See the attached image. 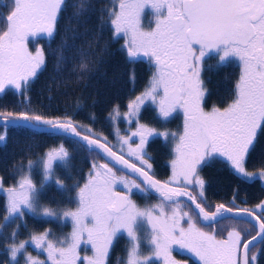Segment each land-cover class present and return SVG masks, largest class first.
Segmentation results:
<instances>
[{
    "label": "snow or ice",
    "instance_id": "obj_1",
    "mask_svg": "<svg viewBox=\"0 0 264 264\" xmlns=\"http://www.w3.org/2000/svg\"><path fill=\"white\" fill-rule=\"evenodd\" d=\"M65 2L11 0L7 5L8 14L3 17L4 27L0 30V93L11 87L31 104L28 92L46 69V58L42 48L34 54L29 51V38L52 39ZM146 10L154 16V24L147 29L142 23ZM107 14L113 37L125 40L129 60L145 58L154 66L148 87L127 106L128 122L136 118L138 127L131 136L117 133V151L107 137L97 135L92 128L81 131L70 115L0 112V124L5 129L46 127L51 133L70 135L104 161H94L83 184L78 183L73 189L74 210L42 207L39 200L41 191L55 175L54 164L70 166L71 156L63 144L41 158L39 188L30 175L31 161L28 174L21 175L17 185L4 189L0 178V191L7 195V215L0 227L15 223L25 215V210L34 216L72 223L70 237L58 243L53 242L49 231L32 234L30 240L17 243L13 232L9 244L11 261L16 262L31 243L47 253L51 264H106L113 241L126 234L131 243L126 264H153L161 260L163 264H179L172 256L174 245L192 253L200 264H254L257 256L249 254L254 241H264V201L257 206L258 213L239 210L251 218L249 223L254 221L255 235L251 238L236 230L228 231L226 236L208 231L232 208L221 203L214 212L205 210L201 170L214 158L222 157L239 177L255 179V174L246 168V160L255 150L258 133H264V0H114ZM78 51L83 57L79 64L83 73L88 67V53ZM60 52L56 57L57 75L67 63L63 47ZM212 54L220 64L239 61L241 75L231 102L223 108L214 105L205 111L207 89L201 73L205 58ZM146 101L156 105L159 118L165 122L178 111L183 113V132L178 140L176 133L139 123L140 109ZM114 111L118 114V108ZM156 136L165 141L171 138L174 143L172 175L163 183L155 178L146 150L149 138ZM133 137L139 138L135 147ZM5 140V135L0 134V142ZM125 151L131 159L126 158ZM18 171L23 173L25 169ZM259 178L264 180V169ZM55 185L62 194L68 191L59 179ZM136 193L145 197L158 193L160 201L142 209L132 199ZM180 197H186L195 209L186 210ZM237 197L238 193L233 203ZM145 224L150 228L147 254L141 250L139 235ZM81 245L90 246L92 255L81 258ZM26 264L45 261L27 255Z\"/></svg>",
    "mask_w": 264,
    "mask_h": 264
},
{
    "label": "trees",
    "instance_id": "obj_2",
    "mask_svg": "<svg viewBox=\"0 0 264 264\" xmlns=\"http://www.w3.org/2000/svg\"><path fill=\"white\" fill-rule=\"evenodd\" d=\"M10 2L11 0L0 1V18L5 17ZM113 3L114 0H66L58 17L55 36L52 39L45 37L29 40L36 49H43L46 58V69L42 70L28 92L31 104L16 93L15 89L9 87L4 93H0V112L30 111L47 117L67 114L81 126V131L90 127L97 135L107 137L110 143L116 131V118L125 114L128 104L148 87L153 72L150 65L130 61L124 50L125 40L113 37L107 14ZM80 5L84 7L81 8ZM2 26L4 27V23ZM62 47L67 63L57 75L56 57L61 54ZM80 49L88 53V67L83 73L79 69L83 59L78 51ZM201 75L207 90L218 92L229 89L225 77L230 73L221 66L209 62L203 66ZM116 108L118 114L114 111ZM93 116L95 119H92ZM0 134L6 137L5 141L0 142V177L3 179L4 188L7 189L17 185L21 175L26 174L29 161L34 159L38 162L40 155L52 146L51 137H55L25 127L13 126L7 129L0 126ZM62 144L71 154L72 166L63 169L66 180L64 185L68 191L56 201L67 203L72 201V194H75L72 188L78 183L83 184L84 173L90 167L88 163H102L103 160L73 139L65 138ZM78 154L80 158H76ZM21 167L25 172L18 171ZM209 167L211 169L208 175H205L209 180L207 195L210 203L228 204L238 193V175L217 162H211ZM70 177L76 179L73 178L69 182ZM246 186L251 187L254 184ZM4 201L0 195V226L5 224L4 208L1 206ZM224 222L226 221L221 222V226L218 224L208 230L218 235L220 231L222 233L223 230L228 231L238 225L235 220L228 221L232 222V227L224 225ZM14 229L12 224L0 227V264H13L9 252L13 232L16 233L17 243L26 238L24 231ZM262 244L256 264H264V241ZM118 258L116 255L111 257L115 264H118Z\"/></svg>",
    "mask_w": 264,
    "mask_h": 264
},
{
    "label": "flooded vegetation",
    "instance_id": "obj_3",
    "mask_svg": "<svg viewBox=\"0 0 264 264\" xmlns=\"http://www.w3.org/2000/svg\"><path fill=\"white\" fill-rule=\"evenodd\" d=\"M142 23H143V26L147 29L149 26L154 24V16L149 12H145ZM42 38H45V37L37 36V37H30L29 39L33 41V40H38ZM137 62H141L145 65H150L152 67V70L154 69V66L149 64L145 58L137 60ZM209 62H212L213 65L217 64L221 66L224 70H226V72L230 73L229 76L225 77L226 86H228L229 89L224 90V91L223 90L218 91V92L207 90L206 99L204 103L205 111H210L214 105L220 108L227 106V104L230 103L232 98L234 97L235 84L238 82L239 77L241 75V67H240L239 61L232 60L231 62L220 64L218 61V57H216L215 54H212L209 57L205 58V62L203 66ZM203 66H202V71H203ZM143 92L144 90L138 96H140ZM138 119H139V123L155 128L157 129V131H167V132L176 133L177 140H178L179 135L183 132L184 119H183L182 112L178 111L171 118H169L168 121L166 122L162 121L158 116V109L156 105L152 104L151 101H146L145 104L141 107L140 115ZM137 127L138 125L136 121L132 120V122L129 123L126 116L121 115L116 118L115 128H116V131H119L121 135L125 134L126 137L131 136V133L136 131ZM42 134H47V135H51L55 137V138L51 137L52 146L49 147L48 150L53 149V148H58L62 144L63 139L65 138L72 139L64 135L55 134V133L46 132ZM56 138H59L60 140ZM131 142H132V146L135 147V144L139 142V138L133 137ZM173 148H174V143L171 142V138L169 139V141H165L163 137H159V136L150 137L149 143L146 146L148 156L150 157L149 162L152 163V166H153L152 171L155 175V178L161 181L162 183L168 181L172 175L171 160L174 158ZM44 154L40 155V160L38 162H36V160L34 159L31 160L32 170H31L30 175H31V178L34 184H36L38 188L42 182V164L40 163V161H41V158L44 156ZM76 158H80V155L79 154L76 155ZM71 162L72 161H70V166H72ZM212 162H217L219 165H223L225 167L230 168L227 161L224 160V158L222 157H216L212 160ZM92 163L93 162H90L88 164L91 166ZM64 168L65 167H62L59 164V162H56L54 164L55 175L52 178V180L47 182L45 188L41 191V195L39 198L40 204L42 207H50L53 209H65V208H72L73 210L75 209L76 204L74 203V199H75L76 193L74 195L72 194L73 202L71 203L70 202L64 203L62 201H56V199L61 198L62 193L58 191L57 186L55 185V180L59 179L61 183L64 185V180H65V175H64V170H63ZM246 168L249 172L255 174V179L246 180L245 178L238 176L240 183H239V187L237 186V191H238V197L236 198L237 200L235 199V202L233 203V198H232L228 204H224V205L227 207H231L232 210L247 209L248 211L258 213L259 209L257 206L262 201H264V180H261L259 178L260 170L264 169V133H258L255 150L252 151L250 156L247 158ZM209 169L211 168L209 167V165H207V166H204L201 170V177L205 181V198H204L205 202L202 204V206L205 207V210L212 211L218 204H221V203L211 204L208 199L207 192H208L209 180L205 174L209 172ZM89 170H90V167H89ZM89 170L85 171L83 182ZM25 173L28 174L27 171ZM73 178L76 179V177H70L69 182H71ZM245 180L251 183L245 182ZM250 184H254V186H251V187L246 186ZM68 193H71V192H68ZM0 195L3 196L5 200L4 202H1V206L4 208V214L6 216L7 215V212H6L7 202H6L4 195L1 194V191H0ZM146 199H147L146 202H148L147 205H143V201L138 202V204H140L139 206L142 209L146 207H152L153 205L159 203L160 201V197L155 196L153 194L146 197ZM179 199L185 202L186 210L188 209V207L192 208L191 205L183 197H180ZM231 220H234V219L222 218L221 222L231 221ZM235 221H238V225H235L237 227H235L232 230L239 231L242 236H247L248 238H250L252 235L255 234V229L250 223L242 221V220H235ZM12 225L14 226L15 231L21 230L26 233V238H25L26 240H30V236L32 234H40L45 231L50 232L51 234L50 238L54 241H60L62 236L69 238L71 234V230L69 227L71 225V221H64L62 219L61 220H56V219L50 220L47 218H43L41 216H34L32 213L28 212L27 210H25V215L21 218H18L16 222L13 223ZM262 243L263 241H260L256 245L251 247L250 252H253L252 255H256V256L259 255L261 246H263ZM128 248L129 247L128 246L126 247L122 241L114 240L112 246L109 248V254H108L106 264H109V262H111V264H115V261L111 259V257H114L115 255L117 257L119 256V258L117 259L118 264H124V262L126 264L127 253L129 251ZM148 249L149 247L147 246V239L142 235L141 236V250L145 252V254H147ZM84 252L87 253V251H84ZM82 254L84 255L83 251H82ZM23 256L25 258L26 253H24ZM172 256L176 261L179 262V264H200L198 259L192 253L187 252L186 250H182L180 248L178 250L173 249ZM256 263L257 261L254 262V264ZM153 264H163V261L162 260L154 261Z\"/></svg>",
    "mask_w": 264,
    "mask_h": 264
},
{
    "label": "rangeland",
    "instance_id": "obj_4",
    "mask_svg": "<svg viewBox=\"0 0 264 264\" xmlns=\"http://www.w3.org/2000/svg\"><path fill=\"white\" fill-rule=\"evenodd\" d=\"M1 1V0H0ZM9 2V1H8ZM146 12H149V13H151V11L150 10H146ZM8 14V11H5V17H6V15ZM3 19H2V17L0 18V26H1V28L3 29ZM122 39H124V38H122ZM30 40V39H29ZM28 48H29V51H31L33 54L35 53V51H36V47H33L32 46V43L30 44V43H28ZM153 71H154V69H153ZM122 116H125V115H122ZM133 120H135L136 121V118H134ZM117 133H119V136H122V137H126V135L125 134H123V135H121L120 134V132L119 131H116L115 132V134H114V139L109 143L111 146H113L114 147V150H117V151H119V148H118V146H119V137L117 136ZM169 133H173V132H169ZM125 156L127 157V154H126V151H125ZM174 156H175V154H174ZM127 158H129V157H127ZM129 159H131V158H129ZM174 159V158H173ZM119 174V173H118ZM118 188H120V189H122L121 188V186H118ZM5 189V188H4ZM123 191H126V189H122ZM135 191V190H134ZM1 194L2 195H4V197H5V199H6V202H7V195H6V192L5 191H1ZM132 199L134 200V202L139 206L140 204H138V202L139 201H143V205H147V203L148 202H146V197L144 196V195H142V194H139V193H136L135 195H133V197H132ZM140 207V206H139ZM141 208V207H140ZM221 224H223V223H220V226H221ZM224 225H230L231 227L233 226L232 225V222H228V221H226V222H224ZM220 226H218V228L220 227ZM70 227V230H71V232H72V223H71V225L69 226ZM221 228H223V227H220V229ZM232 229H233V227H232ZM232 229L231 230H228V231H232ZM218 230V229H217ZM209 231V230H208ZM224 232H222L221 233V231H220V233L218 234L219 236H226L227 235V230H223ZM150 232V228H149V226L147 225V224H145L144 225V228H143V230L141 231V233L139 234L140 236H144L146 239H147V237H148V233ZM65 238H67V237H65V236H62L61 237V240L60 241H62V240H65ZM116 240H118V241H122L124 244H125V246L127 247H129L128 248V250L130 249V247H131V243H130V239L127 237V235L126 234H120L119 236H118V238L116 239ZM145 240V239H144ZM23 241H26V239L25 240H23ZM23 241H20V242H23ZM19 242V243H20ZM53 242L54 243H58L59 241H54L53 240ZM147 246L148 247H150L149 245H148V242H147ZM145 249H146V247H145ZM173 249H175V250H178L179 249V247L178 246H173ZM182 250H184V249H182ZM82 251H83V253H84V255L82 254ZM84 251H87V253L86 252H84ZM79 252H80V256H81V258H83L85 255H88V256H91L92 255V252H91V249H90V246H84V245H81V248L79 249ZM86 253V254H85ZM253 254V252H250V256ZM24 253H22L21 255H19L18 256V259H17V261L16 262H13V264H26V261H27V255H31V256H33V257H35V258H38V259H40V260H43V261H45V264H51V261L50 260H48V258H47V253L46 252H43V251H41L40 249H36L35 247H33L32 246V244L31 243H29L28 245H27V251H26V256H25V258H24ZM23 259H24V261H23ZM124 264H125V262H124Z\"/></svg>",
    "mask_w": 264,
    "mask_h": 264
},
{
    "label": "water",
    "instance_id": "obj_5",
    "mask_svg": "<svg viewBox=\"0 0 264 264\" xmlns=\"http://www.w3.org/2000/svg\"><path fill=\"white\" fill-rule=\"evenodd\" d=\"M15 91H16V90H15ZM16 93H18V92L16 91ZM2 119H3V117H0V120H2ZM0 126H3V125L0 124ZM25 128L31 129V130L36 131V132H41V133L49 132V131L47 130L46 127H35V128H33V127H27V126H25ZM49 133H51V132H49ZM55 134H56V133H55ZM66 137H69V138L74 139V138L71 137L70 135H67ZM74 140H75V139H74ZM77 142H78V141H77ZM153 195L159 197V194H158V193H153ZM183 198H184V199H185V200L191 205L192 209H195V206L191 204V201H188L186 197H183ZM215 209H216V207L212 210V212H214ZM239 210H240V209H235V210H232L231 212H226V213H224V215H223L222 218H231V219H234V220H242V221H245V222L250 221L251 218H250L247 214L242 213V212H240ZM196 211L198 212V210H196ZM249 212H251V211H249ZM222 218H221V219H222ZM248 223H249V222H248ZM250 224H251V225L254 224V221H253L252 223H250ZM254 235H255V234H254ZM250 238H251V237H250ZM258 242H260V240H256V241H254L253 246L256 245ZM253 246H252V247H253Z\"/></svg>",
    "mask_w": 264,
    "mask_h": 264
}]
</instances>
